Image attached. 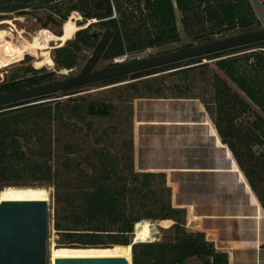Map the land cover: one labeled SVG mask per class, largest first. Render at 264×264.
Instances as JSON below:
<instances>
[{"label":"trees","instance_id":"obj_1","mask_svg":"<svg viewBox=\"0 0 264 264\" xmlns=\"http://www.w3.org/2000/svg\"><path fill=\"white\" fill-rule=\"evenodd\" d=\"M41 9L49 10V23L63 26L73 12L82 15V23L92 19L97 22L80 29L65 46L54 49L55 71L41 74L44 67H28L24 75L0 83V96L52 82L56 71L74 69L80 51L95 49L100 40L91 32L94 26L113 31L103 55L112 61L179 41L177 10L186 35L201 44L237 29L256 31L260 22L250 0H0V20ZM263 42L242 46L247 48L241 51ZM263 48L243 53L229 49L111 77L102 83L129 81L108 88L118 90L120 98L132 92L134 99L200 100L217 129L218 141L229 147L264 211ZM203 59H213L226 77ZM116 65L111 63L110 67ZM198 76L204 83L200 92L196 90ZM67 99L0 107V201H49V192L45 188L38 192V188L53 187V227L63 238L58 242L60 247L107 252L129 249L133 244V264H188L190 260H195L193 264H230L228 253L217 250L204 232L187 229V211L173 206L166 174L135 169L133 133L118 153L102 147L82 154L79 144L65 143L55 136L76 130L79 119L109 118L117 110L111 98ZM251 112L255 119L250 124L239 121ZM256 146L262 151L256 153ZM143 220L174 223L165 239L135 244L136 224ZM133 234L131 242L116 238Z\"/></svg>","mask_w":264,"mask_h":264},{"label":"rangeland","instance_id":"obj_2","mask_svg":"<svg viewBox=\"0 0 264 264\" xmlns=\"http://www.w3.org/2000/svg\"><path fill=\"white\" fill-rule=\"evenodd\" d=\"M258 18H259V25L256 28L257 30H261L264 28V4L260 0H251ZM79 13V12H77ZM48 9H41L36 12H32L29 14L21 15L18 14H11L6 16L2 20L11 19L16 28L24 30V36L28 39L35 34L38 30L42 28H47L51 30L52 32L59 34L63 33V26L58 25L57 23L48 22ZM73 14V13H72ZM71 14V15H72ZM80 14V13H79ZM177 24L178 29L180 33V40L177 42L168 43L159 47L150 48L145 50L144 52H141L143 54V58L158 56L161 54H166L169 52H174L189 46H196L201 44L199 41H194L191 38H189L182 26L181 23V13L177 10ZM70 15V16H71ZM83 18V17H82ZM263 19V20H262ZM97 22V21H96ZM79 24H82V22H78ZM88 23V22H87ZM45 24H48L47 27H44ZM2 31H6L8 34H15L16 37H18L17 32L8 24L0 26ZM0 29V30H1ZM83 29V28H82ZM93 33H96L99 36V39L103 36L105 33L104 29H101L98 26L92 27ZM245 32H241L239 29L229 31L225 33L223 36L218 37L217 39H222L226 37H232L236 35L243 34ZM26 34V35H25ZM75 38V36H74ZM74 38L72 40H74ZM52 45L54 48H58V42H52ZM256 48L250 49L247 51H253V50H260L264 47L263 43H257ZM54 48L51 50V55L53 57ZM247 47H237L235 50L240 51L239 53L247 52V51H241ZM94 49L88 50L83 49L80 51L79 55V63L78 65L72 69V70H63V71H56V74L54 75V80H64L66 78H70L73 76L78 75L86 63L88 62L89 58L91 57ZM140 53H133V54H127L122 58L114 59V60H105L103 57L100 59L98 64L95 67V70H102L110 67L111 63H116L118 60L124 59L125 62H131L135 60ZM29 58H25L24 60L11 65V66H1L0 65V83L12 79L15 75L22 76L25 74V70L28 67H33L35 69H40L35 66L34 61L35 57L32 55H27ZM205 57V56H203ZM186 61V60H185ZM181 61V62H185ZM203 62H209L210 68L212 70H216L219 72L223 77H226L221 71L217 69L215 66L214 60L209 59H203ZM55 67H44V71L41 72V74H44L46 72H52L55 71ZM29 73L28 75H30ZM129 81H124L121 83L113 84V85H105L100 82L88 84L82 87L71 89L72 91L69 92H59L55 94H51L45 97L41 98H35L29 101H33L35 103L38 102H45V101H53L61 99L62 101L68 100L67 98L73 97L78 98L80 96L87 97L88 100H103V99H113L115 100L117 104V110L115 111L114 115L109 118H98V117H86V119L82 120L79 119L78 127L76 130H70V131H62L60 133H56L55 136H60L62 140L66 143L71 144H79L82 148L81 153L85 154L88 153V151L92 150L93 148H107L112 153H118L121 152L123 146L124 140H130L132 133L134 136V101L133 93L132 92H126L123 97L120 98L119 91H109L108 88L112 86H117L121 84H125ZM231 83V82H230ZM169 84V82H168ZM232 84V83H231ZM204 83L201 81L200 77L198 76V81L196 83L197 91L200 92L201 88L203 87ZM233 85V84H232ZM234 88H236L233 85ZM71 92H76L72 95H65ZM63 95V96H61ZM139 99V98H138ZM120 101V103H118ZM122 101V102H121ZM254 110L258 111V108L256 106H252ZM133 109V116L131 115V111ZM254 114L248 113L243 115L239 121L244 124H250L254 120ZM92 125V126H91ZM91 126V130L89 127ZM88 133V135H87ZM215 135V133H213ZM216 136V135H215ZM218 146L222 148H226L225 145H223L221 142L218 141ZM256 153H259L262 151L261 147L256 146L254 148ZM134 151H135V145H134ZM229 153V152H228ZM228 158L230 160H233L231 155H228ZM237 163V162H236ZM235 161L233 163V172L237 173L241 177V182L247 185V178L243 176V174L240 172L241 169L238 164H236ZM136 169V168H135ZM247 181V182H246ZM29 187V186H26ZM34 187V186H31ZM41 188H45L47 192L50 194L51 200L50 202V226H49V239H48V248H49V259L48 264H55L56 259H82L83 256L90 252H97V253H106V251H100V250H91V249H69L66 247H60L58 242H63V238L61 234L54 229L53 227V214H54V188L51 186H44ZM247 189L249 194L252 196L253 204L255 206V215L254 218L257 224L259 225V229H261V225L264 221V211L262 210V206L254 194L253 190L250 186L247 185ZM23 200V199H22ZM172 200H173V192H172ZM173 204V201H172ZM174 206V205H173ZM200 209V208H199ZM209 209L208 207H202L201 211H204ZM215 209V207H214ZM232 209V208H231ZM229 206L227 207H221V209L216 210L215 214L220 215H227L229 213H233V210H231ZM187 211V210H186ZM263 212V213H262ZM191 217L188 215L187 211V220H186V227L189 231L192 232H204L207 236V232L212 233L213 235H209L207 238L214 242L217 250L226 252L229 255L230 258V264H264V251L261 253V256H263V260L261 261L260 255H258V259L255 255V251L251 249V247H248L247 249H231V245L233 244V240L239 241L243 237H246L247 234H239L235 235L236 232L234 229V226L236 225V221L230 220V219H211L209 220H196L190 219ZM193 220V221H192ZM173 221H162V222H153L149 220H143L136 224V234H140V239H136L133 243L138 242H149V241H160L165 239L170 234V228L173 225ZM243 224V223H242ZM202 230V231H201ZM214 236V237H213ZM134 237L133 235H116L117 239H127L129 242L132 241ZM248 237H252L251 235ZM59 240V241H58ZM218 244V245H217ZM264 249V244L261 246ZM251 249V250H250ZM117 250V251H116ZM119 250V251H118ZM113 253L115 252H121L124 253L127 251L130 255L128 249H115L111 250ZM66 257V258H65ZM69 257V258H68ZM79 257V258H77ZM234 258L233 261L231 258ZM258 260V261H257ZM195 260L188 261V264H193Z\"/></svg>","mask_w":264,"mask_h":264},{"label":"crops","instance_id":"obj_3","mask_svg":"<svg viewBox=\"0 0 264 264\" xmlns=\"http://www.w3.org/2000/svg\"><path fill=\"white\" fill-rule=\"evenodd\" d=\"M133 105L136 170L166 174L173 205L186 209L190 219L236 221L235 235L247 236L233 240L231 249L251 247L262 261L264 221L259 229L252 218L256 211L247 189L250 185L232 171L236 160L227 145L218 146L213 134L217 129L201 101L139 98ZM227 206L233 213H214ZM202 207L209 209L201 211Z\"/></svg>","mask_w":264,"mask_h":264},{"label":"water","instance_id":"obj_4","mask_svg":"<svg viewBox=\"0 0 264 264\" xmlns=\"http://www.w3.org/2000/svg\"><path fill=\"white\" fill-rule=\"evenodd\" d=\"M79 22H83V19ZM113 36V31H105L88 62L78 75L64 80L48 82L32 88H26L17 92L3 94L0 96V107L71 90L115 76L132 74L261 42L264 41V28L186 47L158 56L136 59L131 62L119 61L116 62L118 65L114 67L95 70L96 65L111 43ZM49 226V201H0V264H48ZM55 264H133V256L131 260L125 258L112 260L56 259Z\"/></svg>","mask_w":264,"mask_h":264},{"label":"bare ground","instance_id":"obj_5","mask_svg":"<svg viewBox=\"0 0 264 264\" xmlns=\"http://www.w3.org/2000/svg\"><path fill=\"white\" fill-rule=\"evenodd\" d=\"M82 19L83 18L81 14L73 12V14L63 24V33L61 35H57L56 33L52 32L47 28H42L38 30L35 34H33L30 39L24 36V30L16 28L14 22L11 19L0 20V26L8 24L18 34V37H16L15 34H8L6 33V31L4 32L0 28V65L11 66L24 60L27 55H32L33 57H35L34 64L36 67H55V62L51 55V50L54 48L52 42L57 41V47L65 46L68 41L74 38L75 34H77L80 29L85 28L89 24H92L97 21L96 19H92L89 20L90 22L88 23L86 22L79 24L78 22ZM118 61L122 62L124 61V59ZM41 189L42 188L39 187L38 192H40ZM140 236L141 235L138 233L135 237L138 240L140 239ZM128 250L131 255L127 251H125L124 253H113L112 251H107L106 253L90 252L83 256L82 259L112 260L118 258H125L127 260H131L132 246Z\"/></svg>","mask_w":264,"mask_h":264},{"label":"built area","instance_id":"obj_6","mask_svg":"<svg viewBox=\"0 0 264 264\" xmlns=\"http://www.w3.org/2000/svg\"><path fill=\"white\" fill-rule=\"evenodd\" d=\"M251 1V0H250ZM262 3H263V1L262 0H260ZM263 20V19H262ZM264 49V48H263ZM144 52V51H143ZM140 54L138 55V57L136 58V59H143V54L141 53V52H139ZM135 59V60H136ZM119 62V61H118Z\"/></svg>","mask_w":264,"mask_h":264}]
</instances>
